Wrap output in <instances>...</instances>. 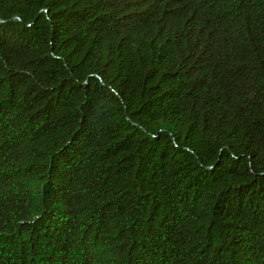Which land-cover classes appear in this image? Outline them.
Masks as SVG:
<instances>
[{
	"label": "trees",
	"instance_id": "16d2710c",
	"mask_svg": "<svg viewBox=\"0 0 264 264\" xmlns=\"http://www.w3.org/2000/svg\"><path fill=\"white\" fill-rule=\"evenodd\" d=\"M0 264H264V0H0Z\"/></svg>",
	"mask_w": 264,
	"mask_h": 264
}]
</instances>
